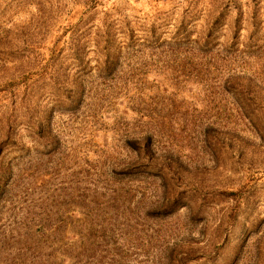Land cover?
Returning a JSON list of instances; mask_svg holds the SVG:
<instances>
[{
    "label": "rangeland",
    "instance_id": "rangeland-1",
    "mask_svg": "<svg viewBox=\"0 0 264 264\" xmlns=\"http://www.w3.org/2000/svg\"><path fill=\"white\" fill-rule=\"evenodd\" d=\"M0 233L2 264H264V0H0Z\"/></svg>",
    "mask_w": 264,
    "mask_h": 264
},
{
    "label": "trees",
    "instance_id": "trees-1",
    "mask_svg": "<svg viewBox=\"0 0 264 264\" xmlns=\"http://www.w3.org/2000/svg\"><path fill=\"white\" fill-rule=\"evenodd\" d=\"M107 36L108 37H104V39L101 38V37L100 38H93V39H91V42L94 43V45L96 46V48H103V49H109L110 46H113L114 48H117L119 50L122 49V47H125V48H135V46H137V45L139 47L148 46V45H146V43H143V42L142 43H139L140 40H143V39H134V38H132V39H129V41H126V40H119L116 37H114L113 35H111V36L107 35ZM189 39L190 38H188V36H185V37L181 38L179 40V42L181 40L189 41ZM125 42H126V44H125ZM150 44L151 45H149V47H158V46H162V44H166V42H162L160 40H155V41H153ZM138 139H141V138H137V140ZM1 252H2V248H1V244H0V255H1ZM0 264H2V263H0Z\"/></svg>",
    "mask_w": 264,
    "mask_h": 264
}]
</instances>
